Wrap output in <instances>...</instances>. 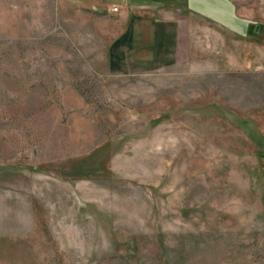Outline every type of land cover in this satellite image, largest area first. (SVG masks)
<instances>
[{
    "label": "rangeland",
    "instance_id": "374dc122",
    "mask_svg": "<svg viewBox=\"0 0 264 264\" xmlns=\"http://www.w3.org/2000/svg\"><path fill=\"white\" fill-rule=\"evenodd\" d=\"M116 2L0 0V264H264V75L110 73Z\"/></svg>",
    "mask_w": 264,
    "mask_h": 264
},
{
    "label": "crops",
    "instance_id": "0c3cea01",
    "mask_svg": "<svg viewBox=\"0 0 264 264\" xmlns=\"http://www.w3.org/2000/svg\"><path fill=\"white\" fill-rule=\"evenodd\" d=\"M116 15L121 32L108 50L110 73L161 70L193 58L207 72L264 75V12L238 10L230 0H128ZM189 15L193 21L184 19Z\"/></svg>",
    "mask_w": 264,
    "mask_h": 264
},
{
    "label": "built area",
    "instance_id": "2783aa9c",
    "mask_svg": "<svg viewBox=\"0 0 264 264\" xmlns=\"http://www.w3.org/2000/svg\"><path fill=\"white\" fill-rule=\"evenodd\" d=\"M121 1L122 2H126L128 0H120L119 2L114 3L111 6V9H110V13L111 14L116 15V14L120 13V11H121Z\"/></svg>",
    "mask_w": 264,
    "mask_h": 264
}]
</instances>
